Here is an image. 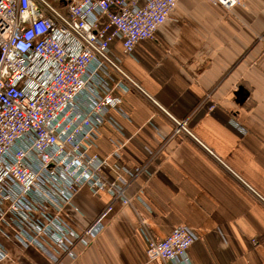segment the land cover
<instances>
[{
    "label": "crops",
    "instance_id": "0c3cea01",
    "mask_svg": "<svg viewBox=\"0 0 264 264\" xmlns=\"http://www.w3.org/2000/svg\"><path fill=\"white\" fill-rule=\"evenodd\" d=\"M111 51L161 107L189 120L196 138L175 136L171 118L142 92L118 89L124 112L111 110L91 151L108 161L110 179L141 172L130 181V205L115 202L70 264H184L146 253V233L163 238L181 225L198 236L191 264H264V0L230 9L179 0L155 39L132 55L119 40ZM120 78L112 71L111 85ZM74 203L71 221L82 229L112 198L85 187ZM0 241L9 252L0 264H53L36 247Z\"/></svg>",
    "mask_w": 264,
    "mask_h": 264
},
{
    "label": "built area",
    "instance_id": "2783aa9c",
    "mask_svg": "<svg viewBox=\"0 0 264 264\" xmlns=\"http://www.w3.org/2000/svg\"><path fill=\"white\" fill-rule=\"evenodd\" d=\"M210 1L228 9L241 2ZM178 2L0 0V235L36 247L53 264H70L75 248L103 230L115 202L130 205V181L141 170L110 179L108 161L91 151L111 110L124 112L118 89L142 92L171 118L175 136L196 138L189 120L161 107L111 51L119 40L132 55L140 41L155 39ZM112 71L121 78L111 85ZM85 187L108 193L112 203L79 229L70 207ZM145 238L149 261L191 264L188 250L198 236L181 225ZM8 255L0 241V263Z\"/></svg>",
    "mask_w": 264,
    "mask_h": 264
},
{
    "label": "rangeland",
    "instance_id": "374dc122",
    "mask_svg": "<svg viewBox=\"0 0 264 264\" xmlns=\"http://www.w3.org/2000/svg\"><path fill=\"white\" fill-rule=\"evenodd\" d=\"M52 3H53L55 6H58V5L55 4V2H52ZM146 247H147V246H146Z\"/></svg>",
    "mask_w": 264,
    "mask_h": 264
},
{
    "label": "water",
    "instance_id": "95a60500",
    "mask_svg": "<svg viewBox=\"0 0 264 264\" xmlns=\"http://www.w3.org/2000/svg\"><path fill=\"white\" fill-rule=\"evenodd\" d=\"M241 93H242V91H241Z\"/></svg>",
    "mask_w": 264,
    "mask_h": 264
}]
</instances>
